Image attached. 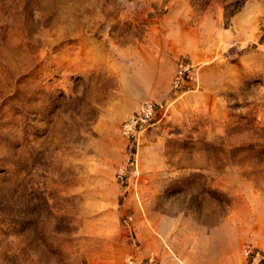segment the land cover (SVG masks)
I'll list each match as a JSON object with an SVG mask.
<instances>
[{"label":"rangeland","instance_id":"obj_1","mask_svg":"<svg viewBox=\"0 0 264 264\" xmlns=\"http://www.w3.org/2000/svg\"><path fill=\"white\" fill-rule=\"evenodd\" d=\"M150 257L264 264V0H0V264Z\"/></svg>","mask_w":264,"mask_h":264},{"label":"built area","instance_id":"obj_2","mask_svg":"<svg viewBox=\"0 0 264 264\" xmlns=\"http://www.w3.org/2000/svg\"><path fill=\"white\" fill-rule=\"evenodd\" d=\"M183 74V71H181ZM179 77L176 79V85L179 84ZM157 112V108L152 102H146L141 110L132 115L123 125V133L128 137H135L139 130H141L146 124H148ZM247 255L252 254L251 251H245ZM258 257H255L256 260ZM146 264H159L155 257H150Z\"/></svg>","mask_w":264,"mask_h":264},{"label":"crops","instance_id":"obj_3","mask_svg":"<svg viewBox=\"0 0 264 264\" xmlns=\"http://www.w3.org/2000/svg\"><path fill=\"white\" fill-rule=\"evenodd\" d=\"M144 253H146V251H143ZM163 255H164V252H163Z\"/></svg>","mask_w":264,"mask_h":264}]
</instances>
